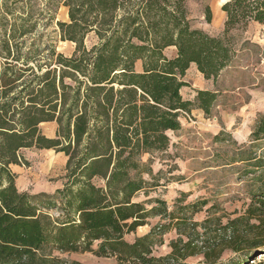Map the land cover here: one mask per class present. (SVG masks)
I'll list each match as a JSON object with an SVG mask.
<instances>
[{
  "label": "trees",
  "instance_id": "16d2710c",
  "mask_svg": "<svg viewBox=\"0 0 264 264\" xmlns=\"http://www.w3.org/2000/svg\"><path fill=\"white\" fill-rule=\"evenodd\" d=\"M62 2L69 21L57 25L60 38L75 44L71 55L58 51L53 40L20 41L37 24L33 14L15 18L0 33V264H85L53 252L90 251L95 241L98 255L132 264H188L196 255L203 256L201 264H218L226 250L240 254L231 264L254 259L264 251V174L246 210L226 223L215 205L203 221L194 220L207 201L184 205L177 214L164 199L148 208L135 198L160 185L154 183L153 159L169 148L168 131L181 129L182 113L196 107L210 115L217 105L216 90L183 97L190 65L216 80L236 54L232 30L250 21L264 24V0L225 2L220 35L192 26L187 0ZM2 10L0 22L8 20L9 9ZM206 20L212 21L210 6ZM171 46L177 49L173 57L165 52ZM45 122L57 123L55 137L43 132ZM251 137L264 139V113ZM31 148L67 157L65 182L54 193L17 187L12 165L26 163L23 150ZM248 161L264 165L263 157ZM156 215L169 223L134 242L125 239ZM167 226L179 237L170 241L169 254L154 256V236Z\"/></svg>",
  "mask_w": 264,
  "mask_h": 264
},
{
  "label": "rangeland",
  "instance_id": "374dc122",
  "mask_svg": "<svg viewBox=\"0 0 264 264\" xmlns=\"http://www.w3.org/2000/svg\"><path fill=\"white\" fill-rule=\"evenodd\" d=\"M5 1L7 5L3 8L0 5V14L7 7L8 20L0 22V33L6 27L9 30L15 18L33 14L38 19L37 24L20 41L25 45L34 42L44 45L53 40L58 51L66 55L73 53L75 44L59 36L57 21H69L68 7L63 5L62 0H0V4ZM186 3L193 27L202 28L212 35L223 32L226 12L222 9L221 0H187ZM207 6L212 10L211 22L206 20ZM231 35L236 54L216 80H206L195 66H191L184 76L188 83L182 88L185 99L194 100L197 88L213 89L219 92L217 105L210 115L196 107L189 113H182L181 129L169 131V148L156 154L152 164L156 175L154 183L160 185L139 192L135 198L136 201H145L148 208L157 205L155 200L160 198L167 201L169 211L180 214L184 205L207 201L203 210L194 215V220L203 221L208 215L207 209L215 205L216 215H224L222 222L226 223L229 217L234 218L246 210L252 194L261 185L264 165L257 166L248 159L254 156L264 159V139L253 141L251 137L264 113V24L250 21L233 29ZM93 40L89 37L88 44ZM174 51L171 48L166 53L172 56ZM137 68L141 70L140 65ZM56 127L55 123H46L42 125V130L54 136ZM23 155L26 163L13 167L17 174V187L21 191L54 193L63 186L66 174L64 154L31 148L23 150ZM149 157L145 155L144 159ZM50 213L54 217L60 215L59 209H52ZM147 221L146 225L126 234L125 239L134 242L154 227L169 223L170 219L156 215ZM199 231L203 232L202 228ZM178 237L177 230L172 227L163 233L157 231L152 255L169 254L172 250L170 241ZM98 243L95 241L90 251L54 250L53 254L67 261L85 264H132L120 261L115 255H98L95 252ZM239 259V253L226 250L218 264H231ZM203 260L202 255H196L188 257L185 263L201 264ZM244 264H264V251Z\"/></svg>",
  "mask_w": 264,
  "mask_h": 264
},
{
  "label": "crops",
  "instance_id": "0c3cea01",
  "mask_svg": "<svg viewBox=\"0 0 264 264\" xmlns=\"http://www.w3.org/2000/svg\"><path fill=\"white\" fill-rule=\"evenodd\" d=\"M171 48H174L175 49V51H174V53H173V55L172 56H169V57H173V56H175L176 55V53H177V49H176V47H174V46H171V47H168L167 49H166V51L165 52H167V50L168 49H171ZM167 54V53H166ZM138 65H140L141 66V70H142V61L141 60H138L137 61V63H136V68L138 67ZM191 66H195L196 68H197V65L195 64V63H192L191 65H190V67ZM198 69V68H197ZM137 70L138 71H141V70H139L138 68H137ZM199 71V70H198ZM200 72V71H199ZM200 74H202L201 72H200ZM203 75V74H202ZM203 77H204V75H203ZM205 78V77H204ZM206 79V78H205ZM206 80H211V79H206ZM197 89H204V88H197ZM206 90H213V89H206ZM46 123H55L56 124V126H57V123L56 122H45V123H42V125L43 124H46ZM41 125V126H42ZM56 132H57V127H56V131H55V135L54 136H49V137H55L56 136ZM168 133H169V131H168ZM46 134V133H45ZM47 135V134H46ZM169 135V134H168ZM47 150H50V149H47ZM54 150V149H53ZM55 151V150H54ZM57 153H62V152H57ZM62 154H64V153H62ZM64 156H65V154H64ZM66 157V156H65ZM66 161H67V157H66ZM15 166H17V164H15V165H12V169H13V167H15ZM17 184V183H16Z\"/></svg>",
  "mask_w": 264,
  "mask_h": 264
},
{
  "label": "bare ground",
  "instance_id": "6f19581e",
  "mask_svg": "<svg viewBox=\"0 0 264 264\" xmlns=\"http://www.w3.org/2000/svg\"><path fill=\"white\" fill-rule=\"evenodd\" d=\"M226 1H228V0H221V3L223 4V3H225Z\"/></svg>",
  "mask_w": 264,
  "mask_h": 264
},
{
  "label": "water",
  "instance_id": "95a60500",
  "mask_svg": "<svg viewBox=\"0 0 264 264\" xmlns=\"http://www.w3.org/2000/svg\"><path fill=\"white\" fill-rule=\"evenodd\" d=\"M227 2V1H226ZM224 4V3H223ZM260 253H262V252H259L258 254H260Z\"/></svg>",
  "mask_w": 264,
  "mask_h": 264
}]
</instances>
